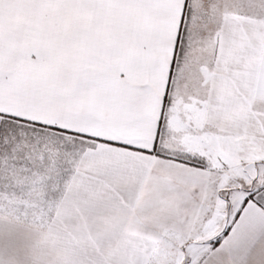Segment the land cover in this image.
Segmentation results:
<instances>
[{
	"label": "snow or ice",
	"instance_id": "obj_1",
	"mask_svg": "<svg viewBox=\"0 0 264 264\" xmlns=\"http://www.w3.org/2000/svg\"><path fill=\"white\" fill-rule=\"evenodd\" d=\"M0 264H264V0H0Z\"/></svg>",
	"mask_w": 264,
	"mask_h": 264
}]
</instances>
